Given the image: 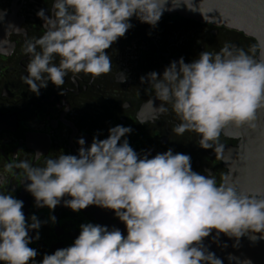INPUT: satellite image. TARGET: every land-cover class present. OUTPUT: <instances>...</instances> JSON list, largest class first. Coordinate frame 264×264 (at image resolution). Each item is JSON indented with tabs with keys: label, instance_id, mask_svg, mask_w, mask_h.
<instances>
[{
	"label": "clouds",
	"instance_id": "9594fccd",
	"mask_svg": "<svg viewBox=\"0 0 264 264\" xmlns=\"http://www.w3.org/2000/svg\"><path fill=\"white\" fill-rule=\"evenodd\" d=\"M163 5L160 0H53L49 15L37 12L46 31L26 43L27 75L21 79L39 96L49 82L62 88L69 72L108 74L112 61L106 50L133 27L131 18L155 27ZM251 51L227 45L216 53L205 50L190 63L183 57L171 62L162 76L152 71L140 80L162 102L157 111L167 113L171 104L180 121L173 131H194L199 146L209 149L229 125L255 128L257 113L264 110V58L255 59ZM131 132L116 125L105 139L94 135L87 147L79 138L78 155L61 152L42 167L19 165L37 208L54 211L63 201L73 212L93 205L111 210L126 235L116 227L83 223L70 246L37 262L38 251L29 245L39 240L47 221L33 214L29 222L24 202L0 193V264H223L203 245L213 231L236 241L264 240V195L236 183L217 185L213 176L192 170L188 154L168 149L151 158L140 155L122 140Z\"/></svg>",
	"mask_w": 264,
	"mask_h": 264
},
{
	"label": "flooded vegetation",
	"instance_id": "af4514ba",
	"mask_svg": "<svg viewBox=\"0 0 264 264\" xmlns=\"http://www.w3.org/2000/svg\"><path fill=\"white\" fill-rule=\"evenodd\" d=\"M52 5L53 0H0V193L23 201L29 222L33 214L47 221L39 229V240L29 245L38 251L37 262L46 253L70 246L83 223L116 227L125 235L126 229L114 212L94 205L79 212L64 207L63 201L54 211L37 208L34 197L25 190L29 181L19 166L22 162L42 167L46 159L61 152L78 155L79 138L85 139L87 147L94 135L105 139L109 128L123 125L132 132L122 140L126 138L138 154L151 158L168 149L188 154L193 171L213 176L220 185L228 171L219 152L238 142L221 133L216 146L204 149L196 132L177 135L173 128L180 121L171 104L167 113L157 111L162 102L140 77L152 71L162 76L181 57L190 63L202 51L216 53L226 45L245 52L252 49L249 54L254 58L259 54L254 39L223 26L162 13L153 27L133 16V27L106 50L112 61L108 74L94 78L69 72L62 88L49 82L37 96L21 79L27 75L24 48L46 31L37 12L44 9L49 15ZM55 62L59 63V57ZM50 216H55V223ZM29 235L34 237L36 230Z\"/></svg>",
	"mask_w": 264,
	"mask_h": 264
},
{
	"label": "water",
	"instance_id": "95a60500",
	"mask_svg": "<svg viewBox=\"0 0 264 264\" xmlns=\"http://www.w3.org/2000/svg\"><path fill=\"white\" fill-rule=\"evenodd\" d=\"M162 13L223 26L254 39L259 46L255 59L264 58V0H160ZM256 127L227 126L222 134L238 142L221 149L220 159L228 174L224 183H236L248 193L264 195V110L258 111ZM204 247L223 264H264V240L248 236L239 241L213 231ZM246 264V262H245Z\"/></svg>",
	"mask_w": 264,
	"mask_h": 264
}]
</instances>
